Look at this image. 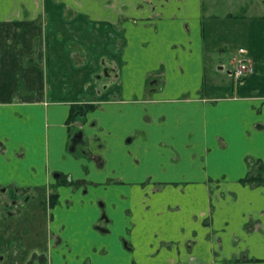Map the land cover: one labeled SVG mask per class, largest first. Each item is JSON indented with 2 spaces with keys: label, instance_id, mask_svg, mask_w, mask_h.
Returning <instances> with one entry per match:
<instances>
[{
  "label": "crops",
  "instance_id": "obj_1",
  "mask_svg": "<svg viewBox=\"0 0 264 264\" xmlns=\"http://www.w3.org/2000/svg\"><path fill=\"white\" fill-rule=\"evenodd\" d=\"M248 2L0 0L2 48L23 26L35 34L27 22L41 13L78 11L95 14L98 44L110 27L121 43L107 50L101 90L85 73L77 91H59L47 106L12 104L1 66L3 264H23L31 251L48 264H264V184L245 182L264 179V11L249 16ZM239 38L229 69L242 48L254 72L242 80L228 72L234 87L214 65ZM83 41L84 53L94 49ZM76 103L93 106L81 128L69 120ZM78 131L87 145L71 150Z\"/></svg>",
  "mask_w": 264,
  "mask_h": 264
},
{
  "label": "rangeland",
  "instance_id": "obj_2",
  "mask_svg": "<svg viewBox=\"0 0 264 264\" xmlns=\"http://www.w3.org/2000/svg\"><path fill=\"white\" fill-rule=\"evenodd\" d=\"M100 1L101 0H99V2ZM252 2L254 1L249 0L244 12L249 16L262 14L264 10L260 11L257 9V11H255L252 8L253 6L250 5ZM103 4L105 3H100L99 5ZM103 6L105 8H111V3ZM77 14L78 15L74 16V18L72 17L73 19H70L71 16L68 15H66L64 19H61L58 17V14L49 13L43 15V13H41L40 15L42 16L39 19L32 21L28 20L29 22H27V26L34 25L36 27L35 34H28V30H25L27 27L23 26L24 29H19L22 31L17 33L18 36L6 37L7 41L4 42L3 48L0 47V68L3 63H6V65L8 64L6 71L3 72V75L5 74L4 88L8 91L7 94L11 96V98H14L11 99L12 104H26L32 102L40 103L44 106L48 104L51 105L57 102L54 96L56 95L55 93H59V91L63 90L66 92L68 88L75 89L72 92L77 91L81 83V81L79 82V78L81 79L82 75L84 76L85 73H88L91 79L90 86L88 85L89 88L94 85V92L96 90H101L102 87L100 86H103L101 82L102 78H104L103 74L112 70L111 63L106 59L108 55L107 50H113L110 46L114 43L116 47H121V43L112 40L115 34L110 27L109 30H107L109 34L100 37L102 44H98L97 37L94 35L93 37L90 34L91 31L94 32L96 27L95 14H93L92 17L88 16L87 19L81 18L84 11H78ZM70 20H72L71 24L69 23ZM65 28L67 33L64 32ZM85 39H89L91 45L94 47L93 50H89V46H87V50L89 51H86V53H84L82 48V43H86L83 41ZM115 39L117 40V37H115ZM242 41L243 39L239 38L229 44L222 54H218L220 57H217L214 65L217 71V66H219L220 63H222L221 66L224 65L222 75L226 77L228 84L234 85V87L236 85V82H234L235 80L233 81V78L228 76L231 51L234 49L236 50L238 46L242 44ZM98 45L102 46L99 48ZM97 49L99 51L98 53H96ZM79 50L85 55H80ZM100 61L101 63L103 61L102 67ZM85 63L86 66H81L85 65ZM1 69H3V66ZM115 74L117 75L119 73L116 72ZM67 76H71V79H73V84L71 83L72 86L65 82L64 77ZM98 77L99 79H97ZM97 80H99V84ZM11 100L8 101L10 102ZM77 101V103L80 102V100ZM95 102L94 100V104ZM106 102L107 101H104V103ZM77 103L73 105L72 115L69 117V120L72 123L78 122L76 125L81 128L83 121L80 118L85 114L84 110L89 105H77ZM252 180L253 178L248 180L251 181L249 182L251 183L250 185H258ZM108 205L109 203L107 202L105 207L107 215L105 216L102 213V216H105L104 222H106L108 219L107 216L111 213ZM251 230H253V228ZM33 242L34 240L31 238V241L26 243V245L29 247L31 246L30 243Z\"/></svg>",
  "mask_w": 264,
  "mask_h": 264
},
{
  "label": "flooded vegetation",
  "instance_id": "obj_3",
  "mask_svg": "<svg viewBox=\"0 0 264 264\" xmlns=\"http://www.w3.org/2000/svg\"><path fill=\"white\" fill-rule=\"evenodd\" d=\"M105 73L107 74V72H105ZM79 132H81V131H78V133H73V135L71 136V142H72L71 147H74L76 143H79L76 148H78V149L80 148L81 149L82 147H86L87 143H85L83 137L81 136V134H79ZM77 134H79V135H77ZM71 147H69V148H71ZM82 154L86 155L87 151H83ZM54 179H56L58 181L62 180V181H60L61 184L62 183L70 184V182H71V178L69 176L65 177V176L61 175L60 173H55L54 174ZM51 196H53V195H51ZM28 200H29L28 196L24 197V199H23L24 202H22V204L26 203ZM11 213L12 212H7L6 215L8 214L9 216H12ZM1 214H2V211H0V219L2 218ZM104 219H105V217H104ZM26 233H29V232H26ZM3 262H4V257H3V255L0 254V264H3ZM23 264H48V258L42 252L31 251L28 254V256L26 257L25 261H23Z\"/></svg>",
  "mask_w": 264,
  "mask_h": 264
},
{
  "label": "built area",
  "instance_id": "obj_4",
  "mask_svg": "<svg viewBox=\"0 0 264 264\" xmlns=\"http://www.w3.org/2000/svg\"><path fill=\"white\" fill-rule=\"evenodd\" d=\"M240 53L243 54V57L237 61V64L234 66L232 73L236 79L245 77L253 72V67L246 56V51L240 49Z\"/></svg>",
  "mask_w": 264,
  "mask_h": 264
},
{
  "label": "trees",
  "instance_id": "obj_5",
  "mask_svg": "<svg viewBox=\"0 0 264 264\" xmlns=\"http://www.w3.org/2000/svg\"><path fill=\"white\" fill-rule=\"evenodd\" d=\"M79 107V106H78ZM93 106L89 105L87 108L88 110H90ZM81 108V107H80ZM71 116V115H70ZM250 179V178H249ZM249 179H246L245 182H251V181H248ZM253 182H256L257 184H261V183H264V179L261 178L260 176L258 178H253L252 180ZM244 182V181H243ZM51 199V206L55 203V199H56V196H51L50 197Z\"/></svg>",
  "mask_w": 264,
  "mask_h": 264
},
{
  "label": "water",
  "instance_id": "obj_6",
  "mask_svg": "<svg viewBox=\"0 0 264 264\" xmlns=\"http://www.w3.org/2000/svg\"><path fill=\"white\" fill-rule=\"evenodd\" d=\"M79 134H81V136H82V133L81 132H79ZM79 134H77V135H79ZM74 147H71L70 149L72 150Z\"/></svg>",
  "mask_w": 264,
  "mask_h": 264
}]
</instances>
